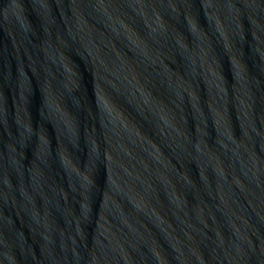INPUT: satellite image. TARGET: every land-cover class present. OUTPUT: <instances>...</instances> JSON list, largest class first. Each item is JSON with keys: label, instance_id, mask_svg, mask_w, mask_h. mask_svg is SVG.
<instances>
[{"label": "water", "instance_id": "1", "mask_svg": "<svg viewBox=\"0 0 264 264\" xmlns=\"http://www.w3.org/2000/svg\"><path fill=\"white\" fill-rule=\"evenodd\" d=\"M0 264H264V0H0Z\"/></svg>", "mask_w": 264, "mask_h": 264}]
</instances>
